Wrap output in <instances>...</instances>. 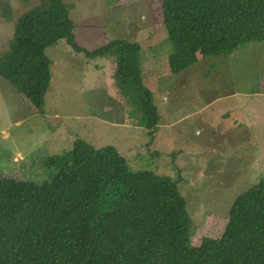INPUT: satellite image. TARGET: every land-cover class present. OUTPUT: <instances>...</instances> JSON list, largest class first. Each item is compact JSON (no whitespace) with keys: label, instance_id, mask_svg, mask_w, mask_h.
Wrapping results in <instances>:
<instances>
[{"label":"trees","instance_id":"obj_1","mask_svg":"<svg viewBox=\"0 0 264 264\" xmlns=\"http://www.w3.org/2000/svg\"><path fill=\"white\" fill-rule=\"evenodd\" d=\"M9 1L0 0L4 12ZM161 8L173 75L199 54L231 55L264 41V0H161ZM61 39L76 53L115 57L121 90L139 99L145 124L156 129L140 44L121 38L91 51L79 46L64 0H39L18 16L0 53V77L44 113L52 64L45 50ZM43 163L51 175L41 183L0 172V264H264V177L234 198L219 237L194 245L177 183L133 169L114 146L78 138Z\"/></svg>","mask_w":264,"mask_h":264},{"label":"rangeland","instance_id":"obj_2","mask_svg":"<svg viewBox=\"0 0 264 264\" xmlns=\"http://www.w3.org/2000/svg\"><path fill=\"white\" fill-rule=\"evenodd\" d=\"M38 1L10 0V12L0 7V53L18 16ZM64 1L76 42L86 50L121 38L140 44L142 84L159 122L149 128L139 99L123 93L115 57L76 53L61 39L45 50L52 64L44 113L0 77V172L41 183L51 175L44 158L76 139L111 145L133 169L177 183L194 223V245L219 237L234 198L264 177V41L231 55L199 54L173 75L161 0Z\"/></svg>","mask_w":264,"mask_h":264},{"label":"crops","instance_id":"obj_3","mask_svg":"<svg viewBox=\"0 0 264 264\" xmlns=\"http://www.w3.org/2000/svg\"><path fill=\"white\" fill-rule=\"evenodd\" d=\"M234 94H237V92H233ZM233 95V94H232Z\"/></svg>","mask_w":264,"mask_h":264}]
</instances>
